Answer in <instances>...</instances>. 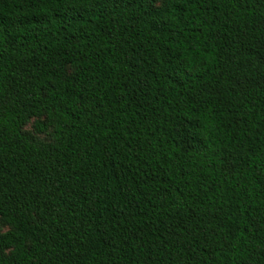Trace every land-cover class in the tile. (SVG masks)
<instances>
[{
  "label": "trees",
  "instance_id": "trees-1",
  "mask_svg": "<svg viewBox=\"0 0 264 264\" xmlns=\"http://www.w3.org/2000/svg\"><path fill=\"white\" fill-rule=\"evenodd\" d=\"M0 264H264V0H0Z\"/></svg>",
  "mask_w": 264,
  "mask_h": 264
},
{
  "label": "rangeland",
  "instance_id": "rangeland-1",
  "mask_svg": "<svg viewBox=\"0 0 264 264\" xmlns=\"http://www.w3.org/2000/svg\"><path fill=\"white\" fill-rule=\"evenodd\" d=\"M26 129H27L28 131H34L33 123H31L29 126H27ZM41 138H42L43 140H48V139H49V135L44 134V135L41 136ZM7 229H8L7 227H5V226L2 225V230H3V231H5V230H7Z\"/></svg>",
  "mask_w": 264,
  "mask_h": 264
}]
</instances>
